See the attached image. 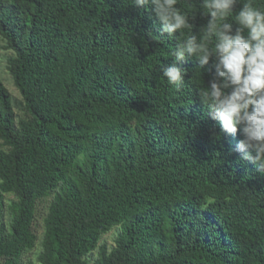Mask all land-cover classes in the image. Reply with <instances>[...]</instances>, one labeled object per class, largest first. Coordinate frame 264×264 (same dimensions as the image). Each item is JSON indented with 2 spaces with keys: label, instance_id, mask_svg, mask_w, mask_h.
Returning a JSON list of instances; mask_svg holds the SVG:
<instances>
[{
  "label": "trees",
  "instance_id": "1",
  "mask_svg": "<svg viewBox=\"0 0 264 264\" xmlns=\"http://www.w3.org/2000/svg\"><path fill=\"white\" fill-rule=\"evenodd\" d=\"M177 7L193 28L169 38L134 0H0L23 98L0 77V264H264V174L200 101L211 64L163 76L208 19Z\"/></svg>",
  "mask_w": 264,
  "mask_h": 264
},
{
  "label": "clouds",
  "instance_id": "2",
  "mask_svg": "<svg viewBox=\"0 0 264 264\" xmlns=\"http://www.w3.org/2000/svg\"><path fill=\"white\" fill-rule=\"evenodd\" d=\"M137 7H151L160 22L161 34L169 38L192 30L189 17L177 7L178 0H134ZM237 4L242 6L236 10ZM206 25L178 40L171 53L174 63L164 66L169 85L180 90L187 71L178 66L189 58L199 68L214 70L212 79L199 89L207 114L223 131L242 137V159L264 174V11L252 0H202ZM235 25V27H234ZM179 33V35H177Z\"/></svg>",
  "mask_w": 264,
  "mask_h": 264
},
{
  "label": "rangeland",
  "instance_id": "3",
  "mask_svg": "<svg viewBox=\"0 0 264 264\" xmlns=\"http://www.w3.org/2000/svg\"><path fill=\"white\" fill-rule=\"evenodd\" d=\"M12 54V51H8L4 49V41L0 37V77L4 80V83L10 90L14 100L16 102L22 101V95L19 91V89L14 84L13 78L8 71L7 68V58ZM16 113L20 115L21 111L19 110L17 104H15ZM1 142V140H0ZM10 197V196H9ZM51 197L44 199L43 201H40L37 207V230L39 235L43 232V225H44V218L48 211V206L50 203ZM118 233V229H112L108 234H106L103 238L102 242H105L108 244L109 248H112L115 245L114 239L116 238ZM39 247H37L32 253H30L27 257V259H36V253L38 252ZM92 264V262H91Z\"/></svg>",
  "mask_w": 264,
  "mask_h": 264
}]
</instances>
